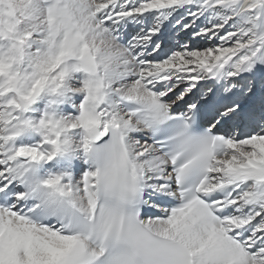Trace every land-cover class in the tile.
<instances>
[{"label":"snow or ice","instance_id":"obj_1","mask_svg":"<svg viewBox=\"0 0 264 264\" xmlns=\"http://www.w3.org/2000/svg\"><path fill=\"white\" fill-rule=\"evenodd\" d=\"M0 264H264V0H0Z\"/></svg>","mask_w":264,"mask_h":264}]
</instances>
